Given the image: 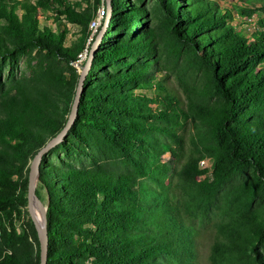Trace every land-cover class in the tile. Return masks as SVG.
<instances>
[{
  "label": "trees",
  "instance_id": "16d2710c",
  "mask_svg": "<svg viewBox=\"0 0 264 264\" xmlns=\"http://www.w3.org/2000/svg\"><path fill=\"white\" fill-rule=\"evenodd\" d=\"M100 2L0 0V264H39L15 220ZM110 7L76 118L39 163L46 264H264V1Z\"/></svg>",
  "mask_w": 264,
  "mask_h": 264
},
{
  "label": "water",
  "instance_id": "95a60500",
  "mask_svg": "<svg viewBox=\"0 0 264 264\" xmlns=\"http://www.w3.org/2000/svg\"><path fill=\"white\" fill-rule=\"evenodd\" d=\"M105 2H106L107 10H106V14L103 20V24L99 28L97 35L91 44V48H90L86 61L84 62V64H79L80 66H78L80 68L79 76L77 78L75 93L73 96L71 110H70L68 119L65 125L62 127V129L58 133H56L54 136L49 138L37 150V152L34 154V156L29 162L28 180H27V209H28L30 218L34 224V227L37 231V238H38V243H39V264H46L47 250H48V235H47V229H46L47 202L45 201L43 193L37 183L38 174H39V163H40V160L43 154H45L49 149L54 147L57 143H59L63 139V137L66 135L67 131L69 130V128L71 127L72 123L74 122L76 118L78 104L80 101V95L82 92V86H83L85 75L87 73L88 68L90 67L93 53L98 47V44L100 43V40L110 20V16H111L110 0H105ZM35 187L37 188L40 194V198L43 204V222H41L38 219L36 215V211L34 209V205H33Z\"/></svg>",
  "mask_w": 264,
  "mask_h": 264
},
{
  "label": "rangeland",
  "instance_id": "374dc122",
  "mask_svg": "<svg viewBox=\"0 0 264 264\" xmlns=\"http://www.w3.org/2000/svg\"><path fill=\"white\" fill-rule=\"evenodd\" d=\"M92 3L95 2V0H90ZM218 4L221 7H231L234 6H252L259 2V0H216ZM264 1V0H260ZM106 14V13H105ZM105 17V15H104ZM104 20V18L102 19ZM232 23L236 24L237 28L240 29V31L244 34H250L252 32V29L254 28V25L248 24L247 22H242V17L239 14V9H236L232 13ZM53 26H55V23H52ZM67 26L69 27L70 33L68 35V39L71 38L75 32H78V26L74 25L70 22L67 23ZM100 26V25H99ZM98 30V29H97ZM97 32V31H96ZM85 59V58H84ZM83 62V61H82ZM82 64V63H81ZM80 66V65H78ZM80 70V68H79ZM169 158L168 154H164L162 156V160H167ZM27 186V184H26ZM24 212L21 214L20 217H18L15 220V225L17 228V231L20 232L22 229H25L27 232L28 240L32 243L33 247L36 249V239L37 238V231L32 223V220L30 218L27 205L23 207Z\"/></svg>",
  "mask_w": 264,
  "mask_h": 264
},
{
  "label": "built area",
  "instance_id": "2783aa9c",
  "mask_svg": "<svg viewBox=\"0 0 264 264\" xmlns=\"http://www.w3.org/2000/svg\"><path fill=\"white\" fill-rule=\"evenodd\" d=\"M106 10H107V6H106L105 1L101 0V2L99 3V5L96 8V15L90 21V24H89V28H90L91 31H90V34H89V37H88V42L94 36V34L97 31L99 25L101 24L102 19L104 18V15L106 13ZM86 54H87V49L85 48L83 50V52L79 54L78 60L75 61V63H74V65L77 68H79L78 65L82 63L84 58H86ZM199 166L201 168H207L208 171H211V169H212V164H211V162L208 159L200 160Z\"/></svg>",
  "mask_w": 264,
  "mask_h": 264
},
{
  "label": "bare ground",
  "instance_id": "6f19581e",
  "mask_svg": "<svg viewBox=\"0 0 264 264\" xmlns=\"http://www.w3.org/2000/svg\"><path fill=\"white\" fill-rule=\"evenodd\" d=\"M35 189H36V187L34 188L33 205H34V209L36 211V215H37L38 219L41 222H43V204H42L40 197L37 195Z\"/></svg>",
  "mask_w": 264,
  "mask_h": 264
}]
</instances>
